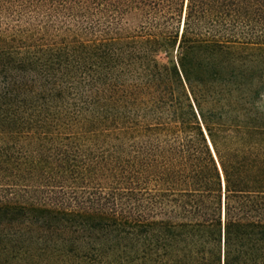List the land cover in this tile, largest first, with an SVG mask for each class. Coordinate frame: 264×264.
<instances>
[{"label": "trees", "instance_id": "trees-1", "mask_svg": "<svg viewBox=\"0 0 264 264\" xmlns=\"http://www.w3.org/2000/svg\"><path fill=\"white\" fill-rule=\"evenodd\" d=\"M0 264H264V0H0Z\"/></svg>", "mask_w": 264, "mask_h": 264}]
</instances>
